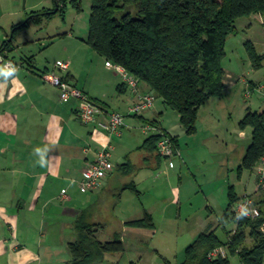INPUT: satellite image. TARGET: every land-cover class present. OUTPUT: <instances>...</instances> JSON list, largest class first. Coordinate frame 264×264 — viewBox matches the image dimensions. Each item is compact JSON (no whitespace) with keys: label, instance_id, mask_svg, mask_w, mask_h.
Segmentation results:
<instances>
[{"label":"crops","instance_id":"0c3cea01","mask_svg":"<svg viewBox=\"0 0 264 264\" xmlns=\"http://www.w3.org/2000/svg\"><path fill=\"white\" fill-rule=\"evenodd\" d=\"M19 2L20 0H0V50L5 51L20 66L8 76L3 74L4 69L0 66V264H69L68 243L76 240L75 225L80 218H84L86 223L100 224L102 227L98 211L110 209L113 212L112 208L122 207L123 195L127 191L140 200L142 191L137 185L143 182L144 175L157 180L163 165L166 178L175 174L173 158L184 164L193 158L192 141H198L200 121L207 126L203 140H210L217 137V133L211 131L214 130L216 120L211 110H202L207 107V101H210L207 99L204 107L202 105L198 109L195 133H185L178 114L177 125L168 123L164 127L162 121L167 110L163 101L157 98L152 108L140 115H125L121 134L108 138L113 146L111 161L114 168L102 185L95 190H80L77 183L83 176L84 168L93 160L96 150L108 139L98 127L80 122L75 100L59 99L58 89L43 77L47 72L57 71L54 63L48 59L46 62L38 60V55L32 53L38 50L46 54L51 49V46L45 47L48 42L53 46L58 40L73 37L71 32L48 35L28 31L29 28L26 27L18 29L13 35L10 46L13 51L1 49L4 48L5 41L12 38V28L23 23L29 12L34 11L25 5L26 2L20 7ZM256 15L262 23L264 37V19L261 15ZM251 24L247 20L242 27L248 28ZM5 26L8 31L4 29ZM85 39L81 37V42L74 40L75 47H63L56 60L67 61L69 65L66 72L60 74L87 93L104 110L126 114L129 102L127 87L119 74L106 65L105 58L84 44ZM249 41L258 54L262 55L264 43L253 39ZM257 46H261V49H257ZM80 51L85 52L83 60L75 57ZM225 52L226 56L222 60L223 91L239 85L249 98L257 92V86H264V78L253 77L257 70L252 67L247 54L242 52L236 58ZM138 84L141 92L149 90L145 83ZM257 95L264 101L259 93ZM246 108L250 109L246 106L244 113ZM152 120L157 121L162 129L176 138V153L171 165L145 142L151 134H143L140 126ZM182 139H187V142ZM181 143L186 144V148H181ZM121 159L123 160L120 161ZM257 165L251 170L242 171V175L244 172L249 173L246 180L248 191L244 189L243 193L235 192L238 197L259 194V184L262 181L257 176ZM140 173L144 174L139 180L137 176ZM130 184H134L138 194L125 188ZM158 186L159 184L156 187ZM62 189L66 190L67 199L62 198ZM159 192L157 189L156 196H161ZM171 193V203L179 204L183 196L180 187H174ZM139 202L142 207L140 217L120 214V218L116 217L117 222L125 227L145 228L128 222L142 218L146 211L151 214L155 224L150 208L158 203L151 202L146 207ZM101 227L95 233L98 240L103 242L112 240L115 236L120 238L119 233H115L111 239H99ZM207 227L213 229L215 225L207 223L204 229ZM224 252V256H228L227 251ZM106 255L107 253L103 260L107 259ZM110 262L113 263V260Z\"/></svg>","mask_w":264,"mask_h":264},{"label":"trees","instance_id":"16d2710c","mask_svg":"<svg viewBox=\"0 0 264 264\" xmlns=\"http://www.w3.org/2000/svg\"><path fill=\"white\" fill-rule=\"evenodd\" d=\"M53 1L51 9L30 11L23 23L12 28V38L1 49L13 51L10 46L18 29L39 25L43 17L52 14L63 15L67 0ZM69 3L76 9L80 7L79 0ZM251 14L264 19V0H90L85 41L106 61L123 66L138 83H145L156 99L160 98L178 114L180 125L191 135L196 130L200 106L208 98L222 94L225 41L236 33V20ZM244 48L252 67L261 68L264 54H258L249 40ZM148 122L159 126L155 120ZM238 125L241 129L251 127V141L237 169L240 174L251 170L263 154L264 110L246 108ZM163 131L176 146L175 136ZM158 138L159 135L151 134L145 142L156 149ZM259 185L264 196V182ZM125 188L138 194L134 184ZM239 198L230 187L228 205L221 217L223 227L228 222L236 225L230 240H220L215 234L217 227H207L186 246L180 264H231L228 256H208L213 249L223 247L228 254L237 255L240 264H264V231L260 230L264 223V198L256 202L260 214L255 218L237 217L233 205ZM128 223L145 228L154 226L151 214L146 211L142 218ZM100 227L86 223L84 218L76 222V240L68 243L69 264L99 263L106 253L124 249L118 236L98 240L95 233ZM246 235L251 239L250 245L245 244Z\"/></svg>","mask_w":264,"mask_h":264},{"label":"rangeland","instance_id":"374dc122","mask_svg":"<svg viewBox=\"0 0 264 264\" xmlns=\"http://www.w3.org/2000/svg\"><path fill=\"white\" fill-rule=\"evenodd\" d=\"M25 2V5L30 6L31 10H46L54 6L53 0H20L19 6L21 7ZM79 2L80 7L76 9L67 0L63 15L52 14L48 18L43 17L41 24L28 26V31H36L39 34L48 33L49 35L50 33L52 35L71 32L73 36L62 41L58 40L59 42L56 41L53 46L48 42L45 47L51 46V49L46 54L34 50L32 53L38 55V60L46 62L48 59L54 63L56 58L60 57L58 55H61L64 46L75 47L74 40L81 42V37L85 39L90 15V0H79ZM247 20L252 24L248 28L242 27L243 23H247ZM235 24L236 33L230 34L225 41V51L230 57L239 58L242 52L246 54L243 48L244 41L253 39L264 43L263 26L256 14L241 17ZM4 29L8 31L7 26ZM0 30H2L1 27ZM83 42L89 46L85 40ZM259 47L261 49V46H257V49ZM84 56L85 52L83 51L75 54V57L81 60L84 59ZM256 70L253 77L264 78V67ZM257 94L254 92L248 98L241 91L239 85H234L230 89H224L221 97L208 98L210 101H207V107H204L207 102L201 106L204 107L203 111L211 110L214 114L216 124L214 130L211 129V131L217 133V137L203 140V137L206 136L204 130L207 126L200 121L198 141H192L194 145L193 158L189 163H179L177 158H173L175 174L172 173L169 178H166L164 165L157 180L144 175L143 182L137 185L142 191L140 200L132 192L127 191L122 199L123 209L119 207V209L112 208L113 212L110 209L98 211V217L102 223L99 239L108 240L115 233H119L124 246L121 252H115L113 255L107 253V259L99 264H180L184 259L186 246L203 231L207 223H213L217 227L215 234L220 240H230L231 235L235 232V223L228 222L224 224V227L221 224V217L228 205V190L231 187L236 193H243L244 189L248 191L246 180L249 173L244 172L242 175V171L239 174L237 169L243 152L251 141V127L246 126L241 129L238 123L246 106L250 107L252 111L264 110V101L259 99ZM215 97L220 98L214 99ZM164 108L167 113L164 115L162 125L164 127H167L168 123L172 126L177 125V113L166 106ZM240 131H243V134H240ZM183 141L187 142V139ZM188 144L190 145L189 142ZM186 146L181 143L180 147L186 148ZM179 166H181L180 169ZM143 174H138L137 178L140 180ZM158 184L159 186L156 187ZM174 187H180L183 193L179 204L171 203L173 198L171 192ZM110 188L113 187L110 185ZM157 189L162 196L160 199L158 197L161 196H156ZM260 190L261 186L259 185V194L253 197L250 194L257 206L259 204L256 202H260L264 198ZM139 201L146 207L151 202L158 203L150 208L154 214L153 228L125 227L122 223L117 222L116 217L120 218L122 216L120 214H133L135 217H140L142 207ZM249 240H251L250 237L246 235V245H250ZM224 249V247L221 249L223 254L225 253ZM228 257L231 264H239L237 255L228 254ZM111 260L113 263L110 262Z\"/></svg>","mask_w":264,"mask_h":264},{"label":"built area","instance_id":"2783aa9c","mask_svg":"<svg viewBox=\"0 0 264 264\" xmlns=\"http://www.w3.org/2000/svg\"><path fill=\"white\" fill-rule=\"evenodd\" d=\"M264 54V48L263 52ZM106 65L114 69L121 77L123 84L127 87L129 93V102L126 114L107 111L100 107L87 93L65 79L60 73L66 72L69 63L64 60H56L53 64L57 71L47 72L43 75L44 79L55 86L59 91V99L61 101L75 100L77 103L76 114L80 122L84 125H93L98 127L107 136V139L113 135H120L124 125L125 115L137 116L144 111L150 109L156 101V95L153 91L141 92L138 80L130 74L123 66L106 61ZM0 66L5 69H15V73L19 69V64L13 61L5 51L0 50ZM256 91L264 99V86L259 85ZM143 134H157L159 138L156 143L158 154L169 161L176 153V148L170 138L163 129L150 122H145L140 126ZM113 146L108 139L98 150H96L94 158L83 170V176L78 181L77 186L82 191H90L99 188L105 177L113 170L114 164L111 161V152ZM257 176L260 181L264 182V151L257 163ZM61 196L67 199L66 190H61ZM233 211L237 217L255 218L259 216L260 211L253 202V198L249 195L240 197L233 205ZM260 230L264 231V223L260 226ZM222 248L213 249L208 256L216 257V255L224 256L221 253Z\"/></svg>","mask_w":264,"mask_h":264},{"label":"clouds","instance_id":"9594fccd","mask_svg":"<svg viewBox=\"0 0 264 264\" xmlns=\"http://www.w3.org/2000/svg\"><path fill=\"white\" fill-rule=\"evenodd\" d=\"M14 71H15L14 68H13V69H10V70L5 69V70H3V74H4L5 76H8V75H11L12 72H14Z\"/></svg>","mask_w":264,"mask_h":264}]
</instances>
